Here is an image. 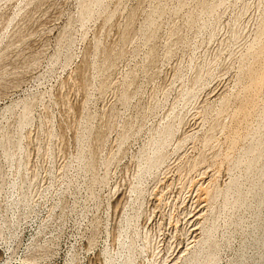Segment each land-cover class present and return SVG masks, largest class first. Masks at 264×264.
Segmentation results:
<instances>
[{
	"label": "rangeland",
	"instance_id": "obj_1",
	"mask_svg": "<svg viewBox=\"0 0 264 264\" xmlns=\"http://www.w3.org/2000/svg\"><path fill=\"white\" fill-rule=\"evenodd\" d=\"M0 264H264V0H0Z\"/></svg>",
	"mask_w": 264,
	"mask_h": 264
}]
</instances>
